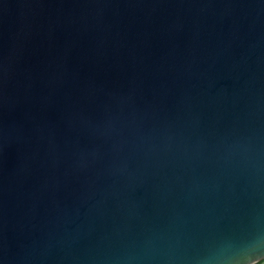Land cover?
<instances>
[{
    "label": "water",
    "instance_id": "obj_1",
    "mask_svg": "<svg viewBox=\"0 0 264 264\" xmlns=\"http://www.w3.org/2000/svg\"><path fill=\"white\" fill-rule=\"evenodd\" d=\"M264 262V0H0V264Z\"/></svg>",
    "mask_w": 264,
    "mask_h": 264
},
{
    "label": "snow or ice",
    "instance_id": "obj_2",
    "mask_svg": "<svg viewBox=\"0 0 264 264\" xmlns=\"http://www.w3.org/2000/svg\"><path fill=\"white\" fill-rule=\"evenodd\" d=\"M261 264H264V262H261Z\"/></svg>",
    "mask_w": 264,
    "mask_h": 264
},
{
    "label": "flooded vegetation",
    "instance_id": "obj_3",
    "mask_svg": "<svg viewBox=\"0 0 264 264\" xmlns=\"http://www.w3.org/2000/svg\"><path fill=\"white\" fill-rule=\"evenodd\" d=\"M257 264V263H256Z\"/></svg>",
    "mask_w": 264,
    "mask_h": 264
}]
</instances>
